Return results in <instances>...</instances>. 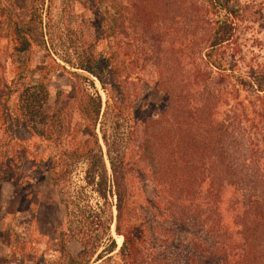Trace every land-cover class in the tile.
<instances>
[{
  "label": "trees",
  "instance_id": "obj_1",
  "mask_svg": "<svg viewBox=\"0 0 264 264\" xmlns=\"http://www.w3.org/2000/svg\"><path fill=\"white\" fill-rule=\"evenodd\" d=\"M22 1L1 3L10 77L0 75V134L11 147L27 146L17 129L40 140L43 149L24 146L21 159L32 155L36 180L65 205L57 240L65 264H264V64L250 49L261 45L257 30L248 29L249 45L237 43L248 28L239 0H130L139 13L150 1L180 11V88L166 89L161 113L139 122L124 117L103 83L116 70L113 57L82 50L71 63L58 55L52 2ZM134 26L144 34L153 25ZM34 48L75 69L70 97L58 90L51 105L43 78L31 81ZM154 78L157 87L172 81L161 65ZM134 155L138 167L128 163ZM136 169L157 192L156 225L132 216ZM18 172L1 167L0 177L18 181ZM69 240L80 245L75 255L65 250Z\"/></svg>",
  "mask_w": 264,
  "mask_h": 264
},
{
  "label": "rangeland",
  "instance_id": "obj_2",
  "mask_svg": "<svg viewBox=\"0 0 264 264\" xmlns=\"http://www.w3.org/2000/svg\"><path fill=\"white\" fill-rule=\"evenodd\" d=\"M3 1L0 0V75H6L8 79L10 67L6 54L9 44L2 20ZM13 1L24 7L22 0ZM47 1H51L54 6L50 28L55 53L69 59L71 63L79 59L77 57L82 50L98 55L110 54L116 65V72L109 68L103 75V83L111 91L112 103L120 107L125 118L134 122L159 115L166 105L165 90L170 89V93H175L180 88V11L177 3L172 1L165 5H154L150 1L147 8L139 13L130 0ZM239 2L248 28L243 35H238L237 43L246 41L249 45L250 36L257 30L261 45L255 44L250 49L256 51L257 59L264 64V0ZM137 20L152 23V29L144 34L138 32L134 26ZM51 55L37 48L30 53L35 67L31 81L43 78L48 90V103L52 105L56 91L64 93V98L72 95L76 78L68 73L69 70L75 71L74 68L62 62L57 54L56 61L64 65L66 70L55 66L52 60L54 56L51 58ZM159 65L172 81L157 87L154 77ZM83 75L93 80L104 100L99 81L86 73ZM15 137L26 140L27 146L14 141L11 147V144L6 143L7 137L0 134V151L8 147L1 155L3 162L0 163V168L9 170L14 165L22 175L18 181V175L16 181L0 177V264H65L57 246L58 232L65 221V205L61 202L58 190L47 180H36L38 170L32 155L21 159L24 146L31 153L43 149V146L26 129H17ZM11 157L14 158L12 166L7 160ZM128 163L140 166L135 155ZM137 170L132 182V216H148L149 222L156 225V219L153 218L155 209L151 201H155L157 192L152 181L141 174L137 175ZM111 233L119 246L121 242L118 241L120 238L122 241V237L114 233L113 225ZM79 249L77 241L66 242L67 253L75 255ZM173 251L176 253L175 248Z\"/></svg>",
  "mask_w": 264,
  "mask_h": 264
},
{
  "label": "bare ground",
  "instance_id": "obj_3",
  "mask_svg": "<svg viewBox=\"0 0 264 264\" xmlns=\"http://www.w3.org/2000/svg\"><path fill=\"white\" fill-rule=\"evenodd\" d=\"M119 238V237H118ZM118 242H121V238L119 239V241Z\"/></svg>",
  "mask_w": 264,
  "mask_h": 264
}]
</instances>
